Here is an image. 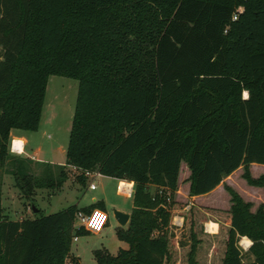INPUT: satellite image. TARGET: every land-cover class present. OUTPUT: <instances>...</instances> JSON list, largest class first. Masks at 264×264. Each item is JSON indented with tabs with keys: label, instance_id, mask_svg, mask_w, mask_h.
Wrapping results in <instances>:
<instances>
[{
	"label": "trees",
	"instance_id": "16d2710c",
	"mask_svg": "<svg viewBox=\"0 0 264 264\" xmlns=\"http://www.w3.org/2000/svg\"><path fill=\"white\" fill-rule=\"evenodd\" d=\"M51 76L78 81L66 166L35 177L15 160V182L23 195L58 190L70 168L83 186L85 172L132 183L117 233L129 248L96 250L97 264L170 263L182 162L190 197L241 167L248 185L264 188V175L249 173L264 166V0H0V166L12 130H38ZM224 189L232 206L220 264H264L263 207L250 213ZM93 211L103 204L0 218V264H67L72 239L87 233L73 231L75 215ZM199 244L191 234L186 264H197Z\"/></svg>",
	"mask_w": 264,
	"mask_h": 264
},
{
	"label": "rangeland",
	"instance_id": "374dc122",
	"mask_svg": "<svg viewBox=\"0 0 264 264\" xmlns=\"http://www.w3.org/2000/svg\"><path fill=\"white\" fill-rule=\"evenodd\" d=\"M77 93L78 81L58 76L49 77L38 130L24 133L27 140L25 154L32 156L36 153V161L27 159L23 152L17 156L12 155L9 146L14 139L10 136L9 159L0 166V218L20 221L33 219L36 215L33 210L49 215L73 205L88 207L93 204L91 200L94 197L96 203L105 205L102 229L97 233L75 235L76 240L71 241L69 259H76L78 264H97L94 251L105 250L109 255L117 256L119 249L129 248L127 243L118 240V231L126 229V226H119L114 218V211L131 213L133 205L130 197L119 193L117 181L99 175L93 181L91 178L86 180L87 183L83 186L76 181L77 172L66 168L68 179L58 190L37 189L30 195H23L17 187L20 182H15L14 175L18 171L15 160L19 159L28 160L29 173L35 177H43L47 172L55 177L56 166H66L65 152ZM245 93L243 92L244 98ZM243 172V168H239L233 176L223 180L221 188L209 195L193 198L189 195L190 172L186 163H181L175 195L178 205L172 210V223L175 225L172 229L174 237L171 239L169 264H186L191 234L200 240L196 253L197 264H220L228 230L227 213L232 206L231 196L224 189V185L233 189L243 203L250 205V213H255L260 206L264 210V188L248 185L242 177ZM249 173L252 178L258 179L264 175V167L250 165ZM90 182L95 183L94 191L88 190ZM188 207H191L189 212L186 210ZM181 215L184 217L182 228ZM178 222L180 226L176 225ZM209 223L217 225L215 233L207 228ZM249 246L243 245V238L239 240L238 247L244 263L253 260L247 253Z\"/></svg>",
	"mask_w": 264,
	"mask_h": 264
},
{
	"label": "built area",
	"instance_id": "2783aa9c",
	"mask_svg": "<svg viewBox=\"0 0 264 264\" xmlns=\"http://www.w3.org/2000/svg\"><path fill=\"white\" fill-rule=\"evenodd\" d=\"M233 19H235V17ZM22 148H23V144L21 141L14 139L10 142L9 149L12 154L22 153ZM99 175L100 174L97 172H85L84 173V176L87 179L91 178L92 181L96 176H99ZM123 183H125L126 185L131 184V186L130 187L122 186ZM88 188L90 190H95L96 188L95 183L90 182ZM118 191L120 194L124 195L125 197H131L133 193V184L129 182H125V181L119 182ZM104 219H105L104 214H102L99 211H93L91 214H84L83 212H77L75 215L74 223H73V231L76 232L79 230H83L87 233H97L102 229V226L104 224ZM176 225L180 226V223L178 222L176 223ZM73 240L75 241L76 237H74Z\"/></svg>",
	"mask_w": 264,
	"mask_h": 264
},
{
	"label": "crops",
	"instance_id": "0c3cea01",
	"mask_svg": "<svg viewBox=\"0 0 264 264\" xmlns=\"http://www.w3.org/2000/svg\"><path fill=\"white\" fill-rule=\"evenodd\" d=\"M16 131V132H15ZM25 131H20V130H12L11 131V133H10V136H12V138L13 139H15V140H19V141H21L22 142V144H23V148H22V152H23V154L25 155V157L27 158V159H30V160H32V161H36L37 159L35 158V155H36V153H34V155H32V156H28V155H26L25 154V149H26V147H27V140H26V137H25ZM30 148V150H31V147H29ZM28 148V149H29ZM12 155H20V154H12ZM50 165H51V162L49 163ZM251 166H256V167H264L263 165H256V164H252ZM68 170L70 169V168H67ZM71 170V169H70ZM239 170V169H238ZM238 170H236L234 173H232L228 178H230L231 176H233ZM227 179V178H226ZM88 180V179H87ZM117 181V180H116ZM86 183H87V181H86ZM117 183H119L118 181H117ZM123 184H125V183H123ZM122 184V185H123ZM126 185V184H125ZM221 185L222 184H220L219 186H217L213 191H211L210 193H208V194H206V195H209V194H211V193H213L214 191H216L217 189H219V188H221ZM88 186H89V184H88ZM126 186H128V187H130L131 186V184H129V185H126ZM88 190H90L89 188H88ZM90 191H94V190H90ZM203 196H205V195H203ZM193 198H196V197H193ZM130 199L132 200V198L130 197ZM92 203L93 204H95L96 203V199L94 198V197H92ZM92 204V205H93ZM77 208H79V209H82V208H87V207H80L79 205H75ZM89 207V206H88ZM104 207H105V205H104ZM127 214H129L130 215V213H127ZM127 226V225H126ZM216 227H217V225H216ZM70 256V255H69ZM67 264H71V260L68 258V260H67Z\"/></svg>",
	"mask_w": 264,
	"mask_h": 264
},
{
	"label": "water",
	"instance_id": "95a60500",
	"mask_svg": "<svg viewBox=\"0 0 264 264\" xmlns=\"http://www.w3.org/2000/svg\"><path fill=\"white\" fill-rule=\"evenodd\" d=\"M33 211L35 213L37 212L36 210H33ZM129 217H130L129 214H125V213H122V212L114 211V218H115L116 222L119 224V226H121V227H125L128 224Z\"/></svg>",
	"mask_w": 264,
	"mask_h": 264
},
{
	"label": "bare ground",
	"instance_id": "6f19581e",
	"mask_svg": "<svg viewBox=\"0 0 264 264\" xmlns=\"http://www.w3.org/2000/svg\"><path fill=\"white\" fill-rule=\"evenodd\" d=\"M19 146V145H18ZM20 149V148H19ZM122 186H126L125 184H123ZM128 187V186H127ZM207 228L210 230V232L215 233L216 232V224L214 223H209L207 225ZM243 245H245L246 247H248L250 245V241L246 238H243Z\"/></svg>",
	"mask_w": 264,
	"mask_h": 264
},
{
	"label": "clouds",
	"instance_id": "9594fccd",
	"mask_svg": "<svg viewBox=\"0 0 264 264\" xmlns=\"http://www.w3.org/2000/svg\"><path fill=\"white\" fill-rule=\"evenodd\" d=\"M247 95H248V94H247V93H245V98H247Z\"/></svg>",
	"mask_w": 264,
	"mask_h": 264
}]
</instances>
